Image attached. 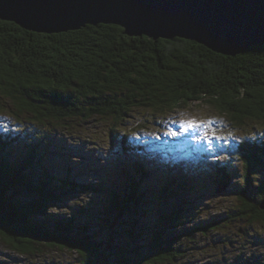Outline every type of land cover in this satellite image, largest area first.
Here are the masks:
<instances>
[{
	"label": "trees",
	"instance_id": "1",
	"mask_svg": "<svg viewBox=\"0 0 264 264\" xmlns=\"http://www.w3.org/2000/svg\"><path fill=\"white\" fill-rule=\"evenodd\" d=\"M0 96L15 106L19 125L0 123V240L18 254L38 256L48 246L76 253L81 264H199L188 258L197 236L233 221L264 225V182L251 175L264 169V133L230 140L225 160L201 171L194 162L182 171L154 164L167 161L162 149L123 135L111 152L114 171L126 180L123 192L102 177L108 174L100 163L83 160L72 136L79 121L106 115L125 121L134 108L162 114L205 103L240 128L250 118L264 121V43L233 57L181 38L131 37L116 25L42 34L0 20ZM209 182L221 192L229 188L238 211H196L195 218L182 203L160 214L152 232L136 220L121 225L146 215L149 190L176 202ZM214 241L222 248L232 243ZM261 255L235 264H264Z\"/></svg>",
	"mask_w": 264,
	"mask_h": 264
},
{
	"label": "rangeland",
	"instance_id": "2",
	"mask_svg": "<svg viewBox=\"0 0 264 264\" xmlns=\"http://www.w3.org/2000/svg\"><path fill=\"white\" fill-rule=\"evenodd\" d=\"M14 107L12 103L10 104L9 101L0 96L1 124L6 122L11 128L19 126L17 116L14 114L16 112ZM190 120L195 122V128L186 126V122ZM26 124L23 123V126ZM243 126L242 128L236 126L230 117L223 115L213 105L203 103L194 104L189 108H176L162 114H156L154 110L145 108H134L125 117V121H116L114 117L109 115L96 117L89 121H79V125L74 127L72 136L75 137V140H79L76 151L81 152L83 160L92 159L94 165L100 163L101 169H105L106 174H108L107 176L102 174V177L107 179L113 188L123 192L126 180L121 175L122 172L114 171L115 158L114 156L111 157V152L116 144H114L115 139L119 140L121 136L127 134L134 144L140 140H145L152 145L156 152L160 153L162 149L163 154L168 156L167 161L165 159L161 161L157 158L153 161L154 164L159 165L163 162L164 165L171 166L172 169L180 168L179 170L182 171L185 165L194 162L197 171H201L205 166L216 165L215 160L219 158L225 160V148H227V142L230 140L240 142L247 135L258 132L264 133L263 120L257 121L250 118L246 120ZM134 130L136 133L131 135ZM53 133L55 136L62 134L61 132ZM190 154H198L199 157L192 161L188 157ZM174 163L176 165H173ZM235 163L237 165L235 164L234 168L241 171L242 166L238 165L239 161ZM104 165H109V170L103 168ZM119 165L122 164L119 163ZM253 170L251 172L253 179L264 182V169ZM81 176L88 178L85 180H90V177H93L95 178L93 182H99L95 174H82ZM235 182L233 180L229 188H233ZM216 188L209 182L207 185H203L202 189L201 187L197 189L193 195L186 199L181 198L176 202L166 196L160 198L153 193V189L149 190L146 198L151 197L152 204L151 207H146V215L138 212V217H125L121 225L128 226L136 220L144 225V229L151 231L156 228L155 219L160 214H165L171 208L182 203L191 205L190 207L195 210V218L201 216L199 212L214 216L225 215L230 210H234L233 213L238 211V201L235 194L229 188L223 192H217ZM188 225L193 224L188 223ZM220 238H228L232 243L222 248V243L220 246L214 241ZM193 243L189 245L195 248V252L188 254L189 261L193 260L199 264H215V262L221 261L235 264L242 258L248 260L262 256L261 253L264 252V225L255 224L252 227L242 221H233L226 224L218 232L210 233L206 237L197 236ZM0 264H81V261L74 252L48 246H44L38 256H24L14 252L4 241L0 240Z\"/></svg>",
	"mask_w": 264,
	"mask_h": 264
},
{
	"label": "water",
	"instance_id": "3",
	"mask_svg": "<svg viewBox=\"0 0 264 264\" xmlns=\"http://www.w3.org/2000/svg\"><path fill=\"white\" fill-rule=\"evenodd\" d=\"M0 20L42 34L116 25L131 37L181 38L233 57L264 43V0H0Z\"/></svg>",
	"mask_w": 264,
	"mask_h": 264
},
{
	"label": "snow or ice",
	"instance_id": "4",
	"mask_svg": "<svg viewBox=\"0 0 264 264\" xmlns=\"http://www.w3.org/2000/svg\"><path fill=\"white\" fill-rule=\"evenodd\" d=\"M186 126L188 127V128H195L196 127V124H195V122L194 121H187L186 122Z\"/></svg>",
	"mask_w": 264,
	"mask_h": 264
}]
</instances>
